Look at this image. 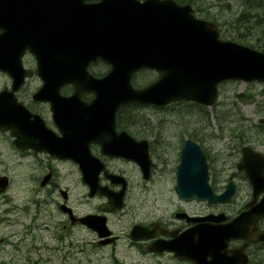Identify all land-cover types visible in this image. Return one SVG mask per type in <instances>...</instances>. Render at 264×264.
<instances>
[{
    "label": "flooded vegetation",
    "instance_id": "obj_1",
    "mask_svg": "<svg viewBox=\"0 0 264 264\" xmlns=\"http://www.w3.org/2000/svg\"><path fill=\"white\" fill-rule=\"evenodd\" d=\"M20 22L25 23L24 15ZM31 47L32 43L24 35L16 37L10 51L1 54L12 67L13 79L0 73L3 78L0 90L10 88L15 79L19 84L14 93L16 100L61 136L51 121L49 103L37 97L43 83L41 77L47 76L37 74ZM100 68L97 63L91 67L97 78L102 76L98 72ZM70 92V88L61 91L64 96ZM91 99L90 95L82 97L84 102ZM140 110L137 107L120 109L116 120L121 122L114 124L116 133H125L139 143L135 153L134 149L130 150L137 161L110 155L109 150L102 149L101 143H106L111 136L107 131L109 123H90L75 131L73 142L53 147L57 157L11 148L10 152L24 171L18 178L29 185L25 189L28 208L25 207L23 214L27 215L29 224L12 225L18 230L0 236V264H26L29 256L34 255L45 264L50 253L53 259L59 258V253L65 251V238L72 230L78 235L74 244L78 264H93L96 253L106 250L115 264H264V239L258 240L257 235L251 239L228 240L209 237V232L233 221L238 223L239 234L249 236L254 226L253 219L248 218L251 208L264 197L261 193L254 198L251 184L238 168L240 156L233 154L236 150L227 146V140H222L227 148L212 158L207 128L202 127L200 139L187 137L192 130L189 124H171L173 127L167 128L170 132H165L166 124L145 122ZM0 136L2 150L12 145L8 134ZM186 140L200 148L213 192L229 193L225 201L210 205L203 199L193 201L178 196L177 173ZM121 143H126L124 137ZM10 172L13 178L7 176L5 193L0 195L3 203L8 201L6 196L18 175L16 167ZM34 179L38 185L43 181V186L32 187ZM184 182L183 189H186ZM192 188L190 183L188 189ZM120 201V209H115ZM218 216L223 218H210ZM39 218L43 220V231L35 234L36 226L31 222ZM256 229L264 233V216L256 222ZM119 252L122 258L116 256Z\"/></svg>",
    "mask_w": 264,
    "mask_h": 264
},
{
    "label": "water",
    "instance_id": "obj_2",
    "mask_svg": "<svg viewBox=\"0 0 264 264\" xmlns=\"http://www.w3.org/2000/svg\"><path fill=\"white\" fill-rule=\"evenodd\" d=\"M87 0H0L1 37L9 41L15 28L24 26L35 42L33 53L41 60L45 55H61V59L77 61L86 75V66L97 58L109 63L112 70L102 80L113 92V113L121 105L139 104L164 107L172 102H194L211 107L217 99L219 83L235 80L244 83L264 82V52L218 39L215 26L194 17L189 6H178L171 0H99L97 4H85ZM17 7L19 14L17 15ZM18 16L19 23H15ZM15 35V34H13ZM4 46L0 44V49ZM67 51H69L67 53ZM67 53V54H66ZM44 58V57H43ZM62 62V60H60ZM50 69L56 74L58 67ZM148 69L158 74L150 86L134 90L132 75ZM75 84L78 96L90 89ZM74 107H70L72 110ZM13 115L8 104H0V115ZM112 113V114H113ZM66 114V112L64 113ZM1 122V117H0ZM1 129H9L11 135L18 132L9 123ZM20 147L36 148L35 142H15ZM253 158V167L247 169L256 192L264 190L262 175L258 173L259 161L264 158L243 149ZM198 147L186 143L179 167V180L203 177L204 190L198 197L209 203L223 199L206 187V168ZM1 184V183H0ZM182 192L179 191V194ZM185 194H182V196ZM264 214V202L257 208ZM237 225L216 234L215 239L237 237Z\"/></svg>",
    "mask_w": 264,
    "mask_h": 264
},
{
    "label": "rangeland",
    "instance_id": "obj_3",
    "mask_svg": "<svg viewBox=\"0 0 264 264\" xmlns=\"http://www.w3.org/2000/svg\"><path fill=\"white\" fill-rule=\"evenodd\" d=\"M193 8L196 9V11L199 13L201 17L204 16H210L215 17L218 19L223 26V30L225 31L227 28L226 26L229 24H232L234 20L244 11H257L260 10L261 12L264 8L261 9H255L250 8L249 3H246V0H190ZM237 32L227 34L225 36L226 39H230L233 36H238L245 31H241V29H234ZM155 76L149 73L143 74L142 76H139L136 81L137 84L144 86L152 83L154 81ZM3 84V78L0 76V86ZM242 93L244 96V101H240L239 107L241 110V116L249 121L250 123H257L259 120L264 119V84H250L245 85L241 84L239 82L232 83V84H225L221 89V94L218 100V104L211 110V109H201L192 107V110L186 105H175L169 108L161 109L160 110H144L142 111L144 120L146 122H156L161 124H166L165 132L168 131L167 128H172L173 126H170L171 124L176 123H187L190 125L191 128H199L202 124L203 126L207 127L208 129V148L211 157L213 158L217 152H219L220 149L224 148V143L219 137L220 134L218 130L215 128V124L217 123L215 121L216 114L219 117H222L221 119V126L224 131V139L229 140V135L231 128L237 127L236 125L232 126L227 125L229 115L233 112L232 109L236 106V100H235V94ZM255 100V102H253ZM259 102V103H257ZM242 103V104H241ZM225 111L227 116H223L222 112ZM200 115L205 116L204 120H200ZM209 115V117H207ZM190 116L191 120L190 122H184L185 119L183 117ZM224 117H226L224 119ZM195 119V120H194ZM194 120V121H193ZM237 130L233 134H241L243 131V127L236 128ZM171 130V129H170ZM232 134V135H233ZM220 140V141H219ZM230 145V144H228ZM227 145V146H228ZM236 147V145H233ZM257 149H260L264 152V144L262 143H255V146ZM0 160L2 167L11 169V165L14 164L11 161H14V158L8 153V150L5 148L2 152H0ZM2 167H0V174H7L8 177H11V174H9L6 171L1 170ZM17 179L16 185L14 184V194L12 195L11 192L8 195V202L5 205V207H9L13 205L12 211H7V214H4L2 212L0 207V236L8 235L10 231H16L18 230V227H14L12 225H18L22 222L24 226H28L29 219L27 218V215H23L21 211V205L24 202V199L26 198L25 192L26 188L29 187L28 183L26 186ZM32 187H37V184L33 182ZM17 194V198L13 199V196ZM11 214V215H10ZM10 215V216H9ZM42 218H39L38 220L32 221L31 225L36 226L35 234H41L42 233ZM78 235L75 230H72L68 233V235L65 238V253L63 254V257L61 256V253H59V258H52V253H50L48 260L45 264H78L77 261V254L74 249V244L77 239ZM26 240V239H25ZM92 254V253H90ZM94 255V254H93ZM118 257H121V252L117 253ZM92 258V255L89 256ZM120 258V259H121ZM41 259V258H40ZM37 256L30 257L29 261L26 264H43ZM32 261V262H31ZM93 264H113V261L111 259L110 253L106 251H101L96 253V261H93Z\"/></svg>",
    "mask_w": 264,
    "mask_h": 264
},
{
    "label": "trees",
    "instance_id": "obj_4",
    "mask_svg": "<svg viewBox=\"0 0 264 264\" xmlns=\"http://www.w3.org/2000/svg\"><path fill=\"white\" fill-rule=\"evenodd\" d=\"M246 3H249L250 8L255 9H261L264 8V0H246ZM260 10H257L255 12L253 11H244L241 13L232 24H229L226 26V30L224 31L223 37H225L227 34L235 33L237 32L234 29H241V31H245V33L233 36L231 39L236 40L238 42H241L245 45H248L252 48H255L256 50L264 51V9L259 12ZM217 24V19L212 20ZM238 100H243L242 95L237 96ZM232 113L229 116V121H233L236 123L243 122V118L237 110L235 112L234 109H232ZM224 114V115H223ZM223 116H227L226 112H222ZM213 117L215 118V121L220 123L222 117H219L217 114ZM226 117H224L225 119ZM243 136V135H242Z\"/></svg>",
    "mask_w": 264,
    "mask_h": 264
}]
</instances>
